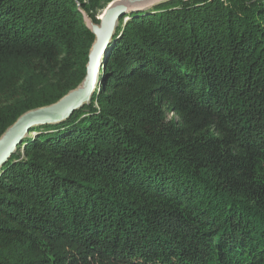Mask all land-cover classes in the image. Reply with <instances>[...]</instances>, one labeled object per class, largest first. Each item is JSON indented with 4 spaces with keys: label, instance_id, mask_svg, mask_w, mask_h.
I'll list each match as a JSON object with an SVG mask.
<instances>
[{
    "label": "trees",
    "instance_id": "obj_1",
    "mask_svg": "<svg viewBox=\"0 0 264 264\" xmlns=\"http://www.w3.org/2000/svg\"><path fill=\"white\" fill-rule=\"evenodd\" d=\"M113 1L0 0V139L82 85ZM114 34L91 102L0 170V264H264V0H169Z\"/></svg>",
    "mask_w": 264,
    "mask_h": 264
},
{
    "label": "water",
    "instance_id": "obj_2",
    "mask_svg": "<svg viewBox=\"0 0 264 264\" xmlns=\"http://www.w3.org/2000/svg\"><path fill=\"white\" fill-rule=\"evenodd\" d=\"M169 0H115L106 10L100 26L86 18L89 29L95 34L96 40L92 46L87 66V75L82 85L64 96L57 103L31 110L22 115L0 139V170L17 151L23 141L30 135V130L40 125L57 124L68 120L72 114L89 104L101 86V69L110 52L115 29L120 18L140 10H147L157 4ZM129 18H125V23Z\"/></svg>",
    "mask_w": 264,
    "mask_h": 264
},
{
    "label": "rangeland",
    "instance_id": "obj_3",
    "mask_svg": "<svg viewBox=\"0 0 264 264\" xmlns=\"http://www.w3.org/2000/svg\"><path fill=\"white\" fill-rule=\"evenodd\" d=\"M106 10H107V8L106 9H104V10H102V11H99L98 12V14H97V19L101 22V19L103 18V16L105 15V13H106ZM86 18L89 20V21H91L92 23H94L93 21H92V19L91 18H89L87 15H86ZM95 24V23H94ZM118 25H119V20H118ZM118 25H117V27H118ZM95 26H97V27H99L100 26V24H95ZM117 27H116V29H115V32L114 33H116V30H117ZM113 33V34H114ZM115 35V34H114ZM114 37V36H113ZM112 44V43H111ZM101 79V78H100ZM99 89V88H98ZM170 117H172L171 115H170ZM31 136H34L33 134H30ZM17 148H18V146H17Z\"/></svg>",
    "mask_w": 264,
    "mask_h": 264
}]
</instances>
